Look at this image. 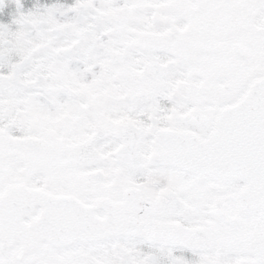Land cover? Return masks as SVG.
<instances>
[{
	"label": "snow or ice",
	"instance_id": "snow-or-ice-1",
	"mask_svg": "<svg viewBox=\"0 0 264 264\" xmlns=\"http://www.w3.org/2000/svg\"><path fill=\"white\" fill-rule=\"evenodd\" d=\"M16 4L0 264H264V0Z\"/></svg>",
	"mask_w": 264,
	"mask_h": 264
},
{
	"label": "trees",
	"instance_id": "trees-1",
	"mask_svg": "<svg viewBox=\"0 0 264 264\" xmlns=\"http://www.w3.org/2000/svg\"><path fill=\"white\" fill-rule=\"evenodd\" d=\"M16 1L8 0L4 8L0 10V23H10L13 21V17L17 14V5L14 3ZM23 8H31L33 6L34 0H22ZM31 2V3H30ZM51 2V0H49ZM30 3V4H29Z\"/></svg>",
	"mask_w": 264,
	"mask_h": 264
},
{
	"label": "rangeland",
	"instance_id": "rangeland-1",
	"mask_svg": "<svg viewBox=\"0 0 264 264\" xmlns=\"http://www.w3.org/2000/svg\"><path fill=\"white\" fill-rule=\"evenodd\" d=\"M7 1H8V0H4V3L6 4ZM10 1H13V0H10ZM14 1H16V0H14ZM14 3L16 4V2H14ZM30 3H31V2H30ZM30 3H29V4H30ZM16 5H17V4H16ZM28 9H29V8H26V9L22 8V9H20V10H22V11H27ZM11 23H12V21H11L10 23H8V24H11ZM12 27L15 28L16 25L13 24Z\"/></svg>",
	"mask_w": 264,
	"mask_h": 264
}]
</instances>
